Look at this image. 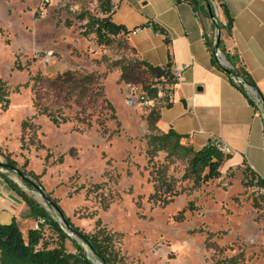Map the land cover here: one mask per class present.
<instances>
[{
	"label": "rangeland",
	"instance_id": "obj_1",
	"mask_svg": "<svg viewBox=\"0 0 264 264\" xmlns=\"http://www.w3.org/2000/svg\"><path fill=\"white\" fill-rule=\"evenodd\" d=\"M64 1L67 6L61 5ZM98 3L0 0V79L9 91L7 109L0 107V163L7 156L15 161L14 167L39 178L26 176L28 182L1 165L0 177L14 181L65 231L43 193L56 199L83 231L93 232L99 221L114 233L126 264H264V189L249 184L240 170H226L193 188L191 180L180 179L184 164L176 161L167 173L187 191L165 205L151 197L152 164L165 162V152L158 151L153 158L148 152L147 115L152 107L166 105L167 99L158 97L153 106L126 103V84L136 94L152 78L141 72L138 58L123 37L100 45L93 33H82L85 21L78 14L86 10L100 16ZM72 5L79 8L72 11ZM130 65L136 74L128 67L126 82L121 67ZM66 70L76 72L77 77L93 74L94 83L79 104L69 106L66 101L73 102L76 92L67 84L60 93L58 85L39 84L41 102L68 118L55 126L46 115L36 114L29 78H56ZM104 98L113 105L119 125L110 117ZM189 202L193 209L187 207ZM27 227L21 225L24 234ZM44 233L55 239L49 229ZM67 233L88 258L99 262L80 238ZM65 243L74 252L72 243Z\"/></svg>",
	"mask_w": 264,
	"mask_h": 264
},
{
	"label": "crops",
	"instance_id": "obj_2",
	"mask_svg": "<svg viewBox=\"0 0 264 264\" xmlns=\"http://www.w3.org/2000/svg\"><path fill=\"white\" fill-rule=\"evenodd\" d=\"M111 1V19L127 28L122 37L139 60L152 67L171 64L172 69L183 68L170 104L160 108L159 131L173 129L183 135L180 142L193 149L209 142L225 145L229 152L221 172L251 170L264 179V109L255 105L251 92L239 89L214 64L204 37L209 21H200L187 0ZM222 1L232 27L229 32L221 30V43L237 57L264 98V0ZM213 3L225 25L224 8ZM135 27L139 29L132 33ZM12 219L20 229L22 224L31 228L36 221L29 216L26 203L0 177V222Z\"/></svg>",
	"mask_w": 264,
	"mask_h": 264
},
{
	"label": "trees",
	"instance_id": "obj_3",
	"mask_svg": "<svg viewBox=\"0 0 264 264\" xmlns=\"http://www.w3.org/2000/svg\"><path fill=\"white\" fill-rule=\"evenodd\" d=\"M187 1L192 6L200 21H209V30H205L204 37L206 44L212 51L214 64L225 73L231 82H233L232 76H241L244 82L250 85L257 92L258 96L262 98L264 107V98L257 89L250 75L243 69L242 66H240L237 57L230 54L221 43V30L226 29V31L229 32L232 27V17L228 14L223 1ZM214 1H216L219 6L224 8V12L227 16V23L225 25L222 24L216 16L215 6L213 3ZM97 6L99 8V12L101 13L100 16L94 15L86 10L81 11L78 14L79 20L85 21L82 33L84 35L93 33L98 44L109 45L116 37H122L125 35L128 30L123 24H117L112 21L111 12L113 3L111 0H99ZM209 10L213 13L212 18L209 17ZM215 30H218L219 32L216 45L221 50L225 60L227 61V67L222 66L214 55L212 37ZM130 49L135 53L133 48ZM137 63L141 68V72L148 74V76L152 78V81L142 86V90L150 97L157 96L158 83H160L163 88H166L175 82L173 74L169 70L171 64H166V68L164 69L162 67H152L145 61L139 59H137ZM15 66L20 68L17 63ZM128 67L131 70V74H136L134 72V65L122 66L121 78L126 82H129L130 79L129 76L126 75ZM76 77L77 73L71 70H66L63 74L58 75L56 78H49L43 75L30 76L29 80H33L31 88L34 91L32 104L36 110V114L46 115L50 122L55 126H59L60 124L67 122L68 118L62 111H56V109L51 108L48 103L44 104L41 102L43 97L39 95V90H41L39 89L41 88L39 84L42 82L53 87L58 85L59 93L62 91L64 85L67 84L68 88H71L74 92H76V98L73 102L66 101V106H69L72 105V103L79 104L81 99L87 95V91L91 90V86L94 83L93 74H88L84 77ZM160 77H163V80H161ZM236 86H238V88L242 91H245L242 84ZM249 100L250 102H253L251 99ZM104 101L106 102L108 109L111 111L110 117L116 119L117 117L113 105L105 98ZM8 104L9 91L6 88L5 82L0 79L1 109H7ZM169 104L170 102L167 101L166 105ZM159 114L160 109L152 107L147 115L148 128L151 131L148 137V152L151 154V158H153L158 151L165 152V162L158 165H155L154 163L152 164V166H154L153 176L155 185L154 193L151 194V197L155 202L165 205L172 201L175 196L187 191L186 187L177 185L178 180L175 179V177L167 173V169L170 164L176 161H181L184 164V170L180 179L191 180L192 187L198 188L208 180L217 179L221 176L220 167L223 161L228 157V154L223 153L211 142L205 144L199 149H193L189 145L182 144L180 140L183 135L176 133L171 128L165 133L159 131L156 127V121L159 118ZM116 123L119 125V121L117 119ZM21 127L23 129L27 127L25 121L21 123ZM4 163L15 165V161L7 156H5ZM20 171L23 175L31 176V178L35 180L39 178V175L33 173L32 171ZM1 176L7 186L26 203L29 209V216L35 220L43 219V223L40 224L37 229L33 227L28 228L24 234L15 219H12L7 223L0 222V264H94L93 261L88 258L81 245L67 232H70L80 238V241L89 247L93 256H95L101 264H126L120 249L116 246L114 233L106 230L105 227L100 226L99 221L96 222L93 232L83 231L74 225L70 218L63 212L56 199L50 198L49 194H45L42 191L44 197L51 199L54 203L55 211L64 221V225L66 227L65 231L60 223L54 220L46 209L32 196L25 193L20 186L7 176ZM243 176L247 179L249 184L256 185L264 189V179L259 177L256 173L251 170H244ZM24 182L28 184V182ZM187 207H189V209L194 208L191 202L187 204ZM182 211L183 210H181V212ZM46 229H49L55 234L54 240L46 237V234L44 233V230ZM66 240H69L72 243L74 246V252L67 250L65 243Z\"/></svg>",
	"mask_w": 264,
	"mask_h": 264
},
{
	"label": "built area",
	"instance_id": "obj_4",
	"mask_svg": "<svg viewBox=\"0 0 264 264\" xmlns=\"http://www.w3.org/2000/svg\"><path fill=\"white\" fill-rule=\"evenodd\" d=\"M42 1L44 3H48L49 2V0H42ZM95 1H97V0H95ZM61 5L62 6H67V3L64 1V2H62ZM93 6L94 5H92V7ZM69 8H70V10L75 11L79 7L76 6V5H72ZM138 29H139V27L133 29L131 32L135 33ZM216 41H217V31L215 30L214 34H213V37H212V47L214 49V55L217 57V59L220 61V63L224 67H227L228 63L225 60L221 50L216 46ZM185 66L186 65H184V67ZM161 67L164 68V69L166 68L165 65H162ZM182 69L183 68H174V69H172L171 66L169 67V70L173 74L175 82L172 85L167 86L166 88H163L161 86V84L158 83L157 84V96L156 97H150L142 89H141V91L139 93L134 94L133 86H131L130 84H126V89H125L126 90V95H125L126 103L128 105H130V106H139V105H142V104L153 106L155 99L158 98V97H162L163 96V97H166L167 101L172 100L173 89L181 80ZM160 79L163 80V77H160ZM232 81L236 85L242 84L249 92L252 93L255 105L261 110L264 109L262 99L257 95L256 91L250 85H248L247 83L244 82V80L242 79L241 76H238V75L237 76H232ZM212 144L217 146L218 149L221 150L223 153H227L228 154L229 148L227 146L219 145V144L214 143V142ZM42 223H43V219L36 220L34 225H33V228L37 229L39 227V225L42 224Z\"/></svg>",
	"mask_w": 264,
	"mask_h": 264
},
{
	"label": "water",
	"instance_id": "obj_5",
	"mask_svg": "<svg viewBox=\"0 0 264 264\" xmlns=\"http://www.w3.org/2000/svg\"><path fill=\"white\" fill-rule=\"evenodd\" d=\"M209 17L210 18H212L213 17V13H212V11L211 10H209ZM217 31V38L219 37V32H218V30H216ZM217 46V45H216ZM0 165L2 166H4V167H7V168H9V169H11V170H13V171H15L17 174H19L24 180H26V181H28V182H30V180L25 176V175H23L22 173H21V171L18 169V168H16V167H14L13 165H10V164H5V163H0ZM46 200H47V202L55 209V205H54V203L52 202V200L51 199H49V198H45ZM63 221V220H62ZM63 223H64V221H63ZM94 264H98L97 262H93Z\"/></svg>",
	"mask_w": 264,
	"mask_h": 264
},
{
	"label": "bare ground",
	"instance_id": "obj_6",
	"mask_svg": "<svg viewBox=\"0 0 264 264\" xmlns=\"http://www.w3.org/2000/svg\"><path fill=\"white\" fill-rule=\"evenodd\" d=\"M98 264H101L100 262H97Z\"/></svg>",
	"mask_w": 264,
	"mask_h": 264
}]
</instances>
